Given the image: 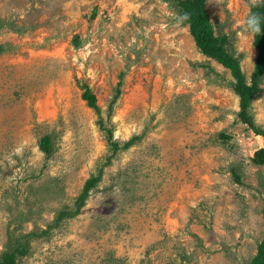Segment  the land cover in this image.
Listing matches in <instances>:
<instances>
[{"label":"rangeland","instance_id":"rangeland-1","mask_svg":"<svg viewBox=\"0 0 264 264\" xmlns=\"http://www.w3.org/2000/svg\"><path fill=\"white\" fill-rule=\"evenodd\" d=\"M252 3L206 0L248 80ZM0 45V253L18 241L17 264H244L255 254L264 164L252 157L264 139L238 120L229 70L198 50L169 1L0 0ZM260 88L251 112L264 128V74ZM99 169L79 212L56 222Z\"/></svg>","mask_w":264,"mask_h":264},{"label":"trees","instance_id":"trees-1","mask_svg":"<svg viewBox=\"0 0 264 264\" xmlns=\"http://www.w3.org/2000/svg\"><path fill=\"white\" fill-rule=\"evenodd\" d=\"M169 1L172 10L177 13L178 19L185 25L193 37L194 43L198 50L205 56L212 58L217 63L228 69L232 80L229 85L232 91L238 97V111L236 112L239 121L243 122L250 128L255 134L260 135L264 139V128L257 125L253 119L251 112V102L255 95L260 91V81L264 74V0L259 1L257 4H250L248 16L257 15L260 17V31H252V44L256 49V58L254 62L253 70L250 74L249 80L243 72L240 65V56H237L234 52L233 45L227 34L220 32L215 33L213 24L210 20L207 8L206 0H166ZM78 44V43H76ZM3 45H0V50ZM120 81L118 82V84ZM120 95V89L117 87L111 101L108 112H111L112 105L116 102ZM81 98L85 100L86 104L92 108L99 116V126L105 131V138L108 144L117 149L119 144L116 141L111 140V128L104 125L101 116V110L96 102V97L92 93L88 86H84V90L81 94ZM220 136L227 138L228 135L220 132ZM139 136H133L129 140L125 141L123 147H128L132 142L138 139ZM40 149L45 153L46 157H49L52 153V142L49 135H44L39 141ZM252 161L254 164H264V144L256 149L253 153ZM235 179L240 181L237 173ZM101 169H99L97 175L90 176L84 182L81 193L75 199V208L73 211L61 210L59 211L56 222L61 218L77 214L80 208L84 205L85 199L88 196V192L92 189L98 180L100 179ZM44 230L43 232H45ZM26 253L25 244L18 243L15 246L8 247L5 251L0 253V264H17V257ZM244 264H264V237L257 244L255 254Z\"/></svg>","mask_w":264,"mask_h":264},{"label":"clouds","instance_id":"clouds-1","mask_svg":"<svg viewBox=\"0 0 264 264\" xmlns=\"http://www.w3.org/2000/svg\"><path fill=\"white\" fill-rule=\"evenodd\" d=\"M259 3V0H253V4ZM246 26L253 32L260 31V17L257 15H250L246 20Z\"/></svg>","mask_w":264,"mask_h":264}]
</instances>
